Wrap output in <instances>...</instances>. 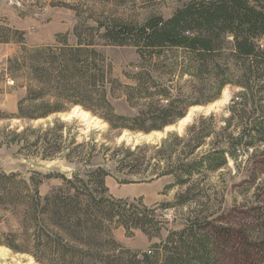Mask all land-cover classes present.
I'll return each mask as SVG.
<instances>
[{
	"label": "trees",
	"instance_id": "trees-1",
	"mask_svg": "<svg viewBox=\"0 0 264 264\" xmlns=\"http://www.w3.org/2000/svg\"><path fill=\"white\" fill-rule=\"evenodd\" d=\"M75 12L73 31L57 33L50 45L28 46L25 31L0 26V44L20 48L1 77L23 74L26 89L15 114L0 111V121H18L0 129V146L15 148V158L70 168L0 170V246L39 264H213L214 245L197 228V218L163 239L166 222L159 210L167 205L117 198L107 181L171 178L166 189L182 190L177 203L205 205L211 200L192 193L206 192V178L230 162L237 173L247 172L245 159L264 145V0L180 1L170 17L152 14L141 23ZM106 46L134 48L136 71L117 77ZM226 86L240 88L227 117L201 115L182 136L170 133L155 145L117 144L125 130L148 134L176 124L191 107L215 101ZM122 98L135 114L117 112L114 101ZM74 107L107 123V131L83 134L78 120H48ZM50 180L60 184L43 194ZM120 228L128 238L140 231L161 243L154 250L128 248L115 235Z\"/></svg>",
	"mask_w": 264,
	"mask_h": 264
},
{
	"label": "rangeland",
	"instance_id": "rangeland-1",
	"mask_svg": "<svg viewBox=\"0 0 264 264\" xmlns=\"http://www.w3.org/2000/svg\"><path fill=\"white\" fill-rule=\"evenodd\" d=\"M180 1L188 0H15L18 6L13 5L11 0H0V9L6 4V8L22 15H35L32 21L33 24L31 25V33H35L38 28L42 27L39 20L43 15L47 16L42 24L51 19L54 20V24L49 27L58 29V27L69 25V32H72L77 22L75 10L93 12L97 15H109L125 22L141 23L152 14H162L165 17H170L178 7ZM10 3L12 5L9 7ZM5 24H8V21L0 13V26H4ZM33 26L36 30H33ZM262 44L264 46V41ZM19 50L20 48H18L17 52ZM102 50L113 63L117 77L123 79V72L125 70L136 71L134 66L139 63V56L134 48L106 46L102 47ZM0 55L3 56L0 58V65L7 67V61L13 55L8 56L4 52H1ZM3 69H0V111L15 114L17 112L18 99L24 96L26 90L23 84L24 77L23 74H18L19 77L17 78L12 77L15 80L12 79L14 85L9 86L6 82L7 74L3 78L1 77ZM239 91L240 88L238 87L226 86L215 101L207 105L193 106L190 108L188 114L190 111L193 113L196 110L197 114L194 116V119L201 115L208 116L212 113H216L218 118H221L222 115L227 117L228 115L225 110L231 99ZM263 103L264 99H262ZM114 105L119 114L133 115L136 113L135 110L129 107L124 98L115 100ZM212 105L215 108H210ZM79 108L74 107L70 111L65 112L75 113L73 118L65 121L78 120L80 125L83 126L81 128L83 134H87L93 129L101 132L107 131V123L84 110V113L88 115L82 114L83 111H80L81 108ZM78 112H80L79 115H77ZM62 114L64 113L53 115L48 120L54 118L62 119ZM185 118L182 120H185ZM194 119L189 120L179 130L169 128L174 125H180L182 120L176 124L167 126L166 128L169 130L164 137L160 133H163L166 128L162 131L148 133L150 135L158 133V142L155 143L145 141L143 139L144 133L142 132L128 130L123 131L116 138V142L117 144L125 142L133 148L143 143L159 144L170 133H178L182 136L187 126ZM45 121L42 120V122ZM9 122H11L12 126L18 123L17 120H1L0 129ZM223 125L224 122L219 119L218 126L221 127ZM14 153L15 148L7 149L5 146H0V170L7 172L36 170L42 173H49L56 171V169L62 172L70 170L69 167L59 162L30 161L27 159L28 163H24L23 159L15 158ZM47 164L52 165L51 167H47ZM243 166L248 169L247 172L237 173L236 166L230 162L228 169H223L206 178L205 183L208 185L206 192L204 194L199 192L192 193V197H202V202L207 198L211 200L205 205L203 203L191 202L186 204L177 203L178 195L182 190L179 188L166 189V187L173 183V179L171 178H163L152 183L123 186L118 185L113 179L109 178L108 185L111 193L117 198H142L144 203L149 207L167 205L166 208L163 207L159 210V213L164 215L166 222V230L162 233L163 239H166L172 231L186 229L190 226L192 220H196L197 218L198 222L195 221L197 222V228L203 229V234L209 235L214 245L216 261L213 264H264V145L258 149L257 155H249L245 159ZM59 184V180L47 181L41 187V192L46 194L52 187ZM209 215L211 217L205 221L204 217ZM115 235L125 246L134 250H154L153 246L161 243L160 239L149 240L140 231H137L134 237L128 238L125 235V230L120 228L115 231ZM0 264L39 263L29 254L15 253L6 246H0Z\"/></svg>",
	"mask_w": 264,
	"mask_h": 264
},
{
	"label": "crops",
	"instance_id": "crops-1",
	"mask_svg": "<svg viewBox=\"0 0 264 264\" xmlns=\"http://www.w3.org/2000/svg\"><path fill=\"white\" fill-rule=\"evenodd\" d=\"M11 2L13 3V5H17L18 4L15 2V0H11ZM12 3L9 4V7L12 5ZM0 13H2L7 21L8 24L18 30H22L26 32V43L28 46H43V45H50V44H54L55 43V35L57 33H63V32H69V25H65L64 27H58V29H53L49 26L54 24V20H48L46 21V23L42 24L44 19L46 18V16H41L40 21V25L42 26L41 28H38L37 31H35V33H31L30 30L32 29V21H33V17L35 15H22L16 11L13 10H9L8 8H6V4H4V6L0 9ZM35 21V20H34ZM28 26H27V25ZM46 26V27H44ZM33 30H36V28L33 26ZM45 35V36H43ZM19 46L16 44H0V53L4 52L5 54L8 55V53H10L8 56H12L15 53H17ZM3 57L0 55V58ZM5 66H1L0 65V69H3ZM115 181V180H114ZM116 182V181H115ZM108 183V181H107ZM109 186V185H108ZM123 186V185H122ZM110 188V187H109Z\"/></svg>",
	"mask_w": 264,
	"mask_h": 264
},
{
	"label": "water",
	"instance_id": "water-1",
	"mask_svg": "<svg viewBox=\"0 0 264 264\" xmlns=\"http://www.w3.org/2000/svg\"><path fill=\"white\" fill-rule=\"evenodd\" d=\"M80 109V108H79ZM80 111H83L82 109H80ZM84 112V111H83ZM190 113H191V111H190ZM190 113L188 114V116L187 117H189L190 116V118H189V120H192V119H194V116L197 114V112H196V110L195 111H193V113L190 115ZM80 114V112H78V114L77 115H79ZM77 115H75V116H77ZM61 117H62V119L63 120H69V119H71V118H73L74 117V114H73V112H71V113H64V114H62L61 115ZM186 117V118H187ZM185 118V119H186ZM183 121V120H182ZM181 121V122H182ZM170 128H172L173 130L174 129H176V130H179L180 129V125H174V126H171ZM168 128H166L165 129V131L163 132V133H160V134H162V136L164 137V136H166L167 135V132H168ZM157 134L158 133H153L152 135H150V134H144V140L145 141H147V142H152V143H155V142H158V137H157ZM142 141V140H141ZM23 162L24 163H28V160L27 159H23ZM51 165L52 164H47V167H51Z\"/></svg>",
	"mask_w": 264,
	"mask_h": 264
},
{
	"label": "bare ground",
	"instance_id": "bare-ground-1",
	"mask_svg": "<svg viewBox=\"0 0 264 264\" xmlns=\"http://www.w3.org/2000/svg\"><path fill=\"white\" fill-rule=\"evenodd\" d=\"M210 108H215V106L212 105ZM74 114H75V113H74ZM82 114H84V115H88L87 113H84V112H83ZM191 114H192V113H191ZM189 118H190V116H189L187 119H185V120H183V121L181 122L182 125L180 124V125H181V126H180V129L183 128V126L189 121ZM169 129H172V128H169ZM159 135H160V134H159Z\"/></svg>",
	"mask_w": 264,
	"mask_h": 264
},
{
	"label": "built area",
	"instance_id": "built-area-1",
	"mask_svg": "<svg viewBox=\"0 0 264 264\" xmlns=\"http://www.w3.org/2000/svg\"><path fill=\"white\" fill-rule=\"evenodd\" d=\"M6 82L9 86H13L14 85V81L11 78H7ZM1 106V105H0Z\"/></svg>",
	"mask_w": 264,
	"mask_h": 264
}]
</instances>
